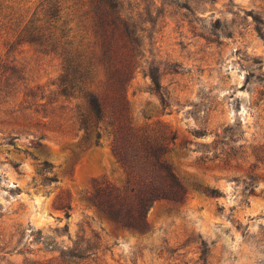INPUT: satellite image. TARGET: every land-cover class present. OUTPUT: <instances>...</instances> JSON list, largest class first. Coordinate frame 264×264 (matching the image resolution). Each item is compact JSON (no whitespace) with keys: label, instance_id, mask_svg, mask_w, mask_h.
I'll use <instances>...</instances> for the list:
<instances>
[{"label":"rangeland","instance_id":"rangeland-1","mask_svg":"<svg viewBox=\"0 0 264 264\" xmlns=\"http://www.w3.org/2000/svg\"><path fill=\"white\" fill-rule=\"evenodd\" d=\"M116 3L138 38L120 104L188 192L154 200L141 231L92 204L126 180L103 121L88 142L77 122L104 76L63 93L33 30L46 1L0 0V264H264V0Z\"/></svg>","mask_w":264,"mask_h":264},{"label":"trees","instance_id":"trees-1","mask_svg":"<svg viewBox=\"0 0 264 264\" xmlns=\"http://www.w3.org/2000/svg\"><path fill=\"white\" fill-rule=\"evenodd\" d=\"M44 1L43 22L33 30L44 40L53 41V48L62 56V92L73 89L76 79L96 78L99 72L104 76L100 95L94 91L84 95L85 110L79 109L77 122L88 142L93 130L96 140L99 138L98 123L103 121L126 180L122 187L109 183L96 187L91 202L115 223L144 230L146 213L154 200L180 201L188 190L167 158L168 142L136 131L129 122L126 105L120 104L138 45L135 30L117 10L116 0H75L77 13L71 17L61 13L60 0ZM124 49L131 52L129 58H121ZM209 192L217 193L213 189Z\"/></svg>","mask_w":264,"mask_h":264}]
</instances>
